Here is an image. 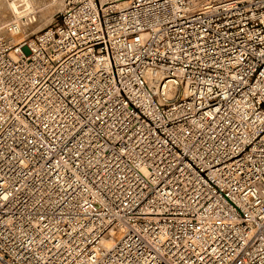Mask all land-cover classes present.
Instances as JSON below:
<instances>
[{"label":"built area","instance_id":"2783aa9c","mask_svg":"<svg viewBox=\"0 0 264 264\" xmlns=\"http://www.w3.org/2000/svg\"><path fill=\"white\" fill-rule=\"evenodd\" d=\"M0 264H264V0L2 32Z\"/></svg>","mask_w":264,"mask_h":264},{"label":"bare ground","instance_id":"6f19581e","mask_svg":"<svg viewBox=\"0 0 264 264\" xmlns=\"http://www.w3.org/2000/svg\"><path fill=\"white\" fill-rule=\"evenodd\" d=\"M45 0H39V3L44 4ZM63 0V4H64ZM103 3H107L104 0H100ZM129 0H120L116 5L123 7ZM36 0H5L0 3V12H5L8 17V21H14L16 23V29H9L7 25L4 27L3 33L10 42H17L25 38L28 35L29 30L37 24L35 15ZM3 27V26H2ZM3 29V28H2Z\"/></svg>","mask_w":264,"mask_h":264},{"label":"rangeland","instance_id":"374dc122","mask_svg":"<svg viewBox=\"0 0 264 264\" xmlns=\"http://www.w3.org/2000/svg\"><path fill=\"white\" fill-rule=\"evenodd\" d=\"M107 3H111L113 5L117 6L116 4L120 1V0H104ZM1 2H5V0H0ZM42 3H39V0H36V5L35 8L36 10L34 11V15L35 18L37 20V24H35L28 32L27 36H32L34 35L37 31H39L40 29H42L43 27H45L46 25L54 22V19L56 18V14L58 13V11L62 8L63 4V0H45ZM8 17L5 12H0V34H2V26L4 23H6L8 21ZM4 30V28H3Z\"/></svg>","mask_w":264,"mask_h":264}]
</instances>
